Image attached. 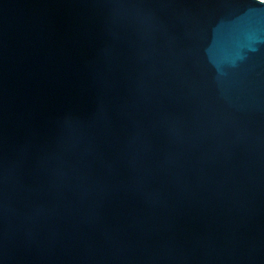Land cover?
Returning a JSON list of instances; mask_svg holds the SVG:
<instances>
[{
	"label": "water",
	"instance_id": "1",
	"mask_svg": "<svg viewBox=\"0 0 264 264\" xmlns=\"http://www.w3.org/2000/svg\"><path fill=\"white\" fill-rule=\"evenodd\" d=\"M0 264H264V0H0Z\"/></svg>",
	"mask_w": 264,
	"mask_h": 264
}]
</instances>
